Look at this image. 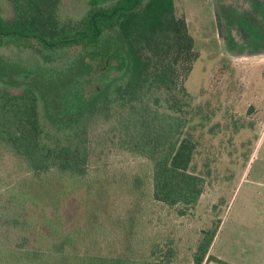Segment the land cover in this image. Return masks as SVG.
Returning <instances> with one entry per match:
<instances>
[{"label":"trees","instance_id":"obj_1","mask_svg":"<svg viewBox=\"0 0 264 264\" xmlns=\"http://www.w3.org/2000/svg\"><path fill=\"white\" fill-rule=\"evenodd\" d=\"M107 36V83L72 107L68 63ZM199 56L175 0H0V264H233L212 253L221 218L195 221Z\"/></svg>","mask_w":264,"mask_h":264},{"label":"rangeland","instance_id":"obj_2","mask_svg":"<svg viewBox=\"0 0 264 264\" xmlns=\"http://www.w3.org/2000/svg\"><path fill=\"white\" fill-rule=\"evenodd\" d=\"M232 3L246 12L227 6ZM254 4L175 0L176 13L186 18L200 55L186 81L192 95L190 131L197 141L192 170L206 178L196 226L221 218L212 253L233 264H264V53L240 56L264 46V32L252 23ZM102 43L106 54L98 62L91 52L89 61L78 55L68 63H77L83 72L66 89L62 85L54 91L58 84L45 82L52 98L61 99V90H68L67 95L76 98L73 107L97 95V84L107 83V57L121 54L117 36H107ZM207 213L210 219H202Z\"/></svg>","mask_w":264,"mask_h":264},{"label":"flooded vegetation","instance_id":"obj_3","mask_svg":"<svg viewBox=\"0 0 264 264\" xmlns=\"http://www.w3.org/2000/svg\"><path fill=\"white\" fill-rule=\"evenodd\" d=\"M232 5H233V3L232 4H227V6H231V7H236L237 6L239 8L238 9L239 14L246 12V8L242 7L241 5H239V3L238 4L236 3L234 6H232ZM244 9H245V11H244ZM240 36H245V38L244 37L243 38H244L245 42H247L248 38L246 36V33L242 32V34ZM244 40H242V41H244ZM261 53H264V46H261V47L257 48L254 51H251V52L249 51V53L241 54L240 56H252V55H257V54H261Z\"/></svg>","mask_w":264,"mask_h":264},{"label":"water","instance_id":"obj_4","mask_svg":"<svg viewBox=\"0 0 264 264\" xmlns=\"http://www.w3.org/2000/svg\"><path fill=\"white\" fill-rule=\"evenodd\" d=\"M213 208L216 209L217 208L216 205Z\"/></svg>","mask_w":264,"mask_h":264}]
</instances>
